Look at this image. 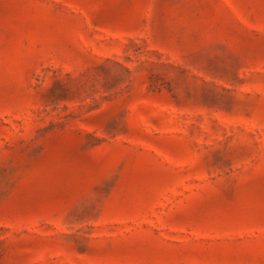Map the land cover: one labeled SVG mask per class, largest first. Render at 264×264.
Listing matches in <instances>:
<instances>
[{"label": "rangeland", "instance_id": "374dc122", "mask_svg": "<svg viewBox=\"0 0 264 264\" xmlns=\"http://www.w3.org/2000/svg\"><path fill=\"white\" fill-rule=\"evenodd\" d=\"M0 264H264V0H0Z\"/></svg>", "mask_w": 264, "mask_h": 264}]
</instances>
